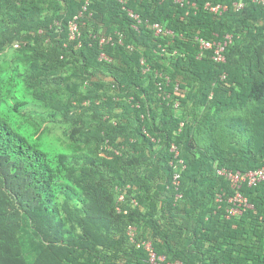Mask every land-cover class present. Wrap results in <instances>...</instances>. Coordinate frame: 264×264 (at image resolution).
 I'll use <instances>...</instances> for the list:
<instances>
[{
    "label": "trees",
    "instance_id": "obj_1",
    "mask_svg": "<svg viewBox=\"0 0 264 264\" xmlns=\"http://www.w3.org/2000/svg\"><path fill=\"white\" fill-rule=\"evenodd\" d=\"M85 2L0 0V264H150L147 240L183 264H264V181L227 217L234 189L218 173L264 167V0H90L80 46L68 23ZM116 32L123 43L93 38ZM227 33L225 63L198 58L197 36ZM57 124L68 149L45 141Z\"/></svg>",
    "mask_w": 264,
    "mask_h": 264
},
{
    "label": "built area",
    "instance_id": "obj_2",
    "mask_svg": "<svg viewBox=\"0 0 264 264\" xmlns=\"http://www.w3.org/2000/svg\"><path fill=\"white\" fill-rule=\"evenodd\" d=\"M121 3H126L127 0H119ZM177 2L181 3L184 5V3L189 2V0H177ZM90 0H86L84 5L82 6L81 10L79 11L78 14H76L68 23V38L70 41H79V45L81 46L83 44L81 38H82V30H81V19L85 15V13L88 11V6H89ZM245 3L243 1L240 2H235L234 6H236L237 9L243 8ZM206 8L209 9L210 11L214 12L215 14H223V12H226L229 10V6L227 4H212V3H207ZM128 10V15L134 20L133 21V26L136 29H139L140 24H142V19L140 18V15L135 12L131 8H127ZM152 28L155 30L156 35H161L164 33H169V34H174V32L170 29L165 28L162 24L160 23H154L152 25ZM94 39H98L100 45L104 44H114L117 40L119 43H123V38L124 34L122 32H116V34H111V35H104L102 37H97L96 35L93 36ZM198 41V47H199V53H198V58L202 59L206 53L211 52V58L219 64L225 63L227 61V55H226V50L227 47L232 44L234 36L232 33H227L225 34L222 38H214V39H207L204 37H196ZM21 43L18 42L15 44V47H20ZM132 49V47L130 46ZM100 59L103 60H110L108 56L102 52L100 55ZM141 65L143 72L146 73L149 71L150 67L148 66V63L144 58L141 59ZM157 78V86H158V97L160 99L168 100L169 98H172L173 93L168 92L163 89V86L169 85L172 80L169 75L163 74L160 72H156ZM225 74H223L222 78H225ZM174 91L179 92L180 85L177 83L174 85ZM85 104L90 105V101H87ZM176 108L179 107V100L176 99L175 105ZM184 123H181V126ZM152 140L155 142H159L160 139L157 137H152ZM108 149H111L112 146L110 145H105ZM170 151L173 153V156L175 159L179 158L180 155V150L178 146L174 143H172L170 147ZM116 152H119L117 150ZM172 165H175L177 168L181 167L184 169L186 167V164L183 159H179V161L176 163L174 160L171 161ZM219 174L227 177L232 184V187L234 189V194H232L228 198V203L230 204L228 208H226V213L227 217L231 216H239L243 214L248 208L253 207V205L249 202L248 197H246L242 191V187L245 183H248L250 186L256 185L260 183L261 181H264V167L258 168L256 170H251L247 173H242L241 171H234L232 169H220L218 171ZM180 177H181V172L177 170L174 174L173 177V184L175 185L176 189L178 190L180 187ZM179 191V190H178ZM183 194L182 192H178L176 197L177 199L182 198ZM124 196H120V200H123ZM219 201L222 200V196H219L218 198ZM119 210L122 211V209L119 207ZM136 227L133 225H130L129 229V236L132 241H136ZM137 245L143 246L147 252H148V262L150 264H183L181 260H174L171 261L169 260L166 255L164 254H159L152 241L147 240V241H141L137 242Z\"/></svg>",
    "mask_w": 264,
    "mask_h": 264
},
{
    "label": "rangeland",
    "instance_id": "obj_3",
    "mask_svg": "<svg viewBox=\"0 0 264 264\" xmlns=\"http://www.w3.org/2000/svg\"><path fill=\"white\" fill-rule=\"evenodd\" d=\"M67 129H69V127L63 124H57L56 128H54L52 131H49V135L46 136V143H49L48 145L51 144L52 146H54V148H59V150L63 148L68 149L70 137L67 133ZM123 148L126 149L127 145L124 144Z\"/></svg>",
    "mask_w": 264,
    "mask_h": 264
}]
</instances>
